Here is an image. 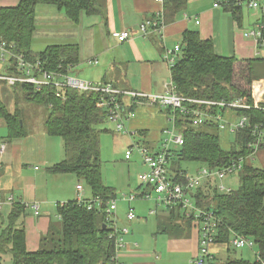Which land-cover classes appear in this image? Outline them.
Listing matches in <instances>:
<instances>
[{
	"label": "trees",
	"instance_id": "1",
	"mask_svg": "<svg viewBox=\"0 0 264 264\" xmlns=\"http://www.w3.org/2000/svg\"><path fill=\"white\" fill-rule=\"evenodd\" d=\"M161 2L162 15L167 23L173 22L187 4V0ZM221 3L233 19L240 22L241 6L237 0H222ZM41 4L62 11L73 24H77L82 15L100 14V4L98 0H18L15 6H0V41L13 45L15 53L22 52L33 61L39 60L46 70L67 74L80 63L78 44H51L41 51L32 48L36 7ZM179 45V55L170 68L171 81L179 95L210 101L241 98L243 103L253 105L252 83L257 77V65L264 63V57L237 59L217 55L212 41L202 39L199 32L192 29L182 32ZM13 91L17 104L21 99L24 106L43 109L45 133L57 136L63 142L65 157L49 166L47 171L74 174L87 184L92 198L101 199V206L88 209L86 201L78 203L76 199L58 203L60 228L55 230L51 223L47 233L40 237L38 247L29 250L23 223L27 208L24 203L13 201L6 222H0V264L5 263L6 256L10 257L9 264H116L113 259L115 241L109 237L111 229L106 226L104 212L116 194L113 188L103 183L99 157L101 130L98 126L107 118L105 103L108 97L98 91L72 88H62L57 95L56 88L50 85L36 89L28 84H18L13 86ZM201 107L207 108L206 105ZM166 111L170 113V109ZM22 112L19 106L9 112L0 101V117L5 120L7 138L10 140L21 139L27 134ZM174 116L184 143L172 151L170 171L173 173L186 171L181 168V161L200 163L198 170L201 167L214 170L227 166L249 152L245 144L252 134L247 128L234 133L232 141L228 142L229 147L224 148L221 145V130L216 122L192 126L186 116L177 111ZM240 116L249 118L248 128L264 123V111L253 107L238 109L233 114L234 119ZM235 176L237 187L226 193L217 190L214 178L203 179L194 190V200L200 208L213 211L218 219L215 244L225 243L229 246L232 232L250 237L255 241L264 262V167L244 163ZM168 213V221L179 218L192 221L179 209ZM180 227L182 231L185 230L181 224L165 222V225H161V232L170 234ZM213 260L210 264L259 263L244 258H227L223 262Z\"/></svg>",
	"mask_w": 264,
	"mask_h": 264
},
{
	"label": "crops",
	"instance_id": "2",
	"mask_svg": "<svg viewBox=\"0 0 264 264\" xmlns=\"http://www.w3.org/2000/svg\"><path fill=\"white\" fill-rule=\"evenodd\" d=\"M215 1L217 0H187L185 9L173 22L167 23L162 15V2L159 0H98L101 12L88 16L85 27L100 28L102 50L96 51L91 45V50L84 52L82 57L80 43H76L79 45L81 61L87 67L94 66L96 69H91V74L81 77L77 69L72 67L67 74L94 84L111 85L123 91L163 94L171 81L170 68L163 59L164 50L178 45L182 32L186 29L197 30L202 39H210L217 55L234 56L237 59L264 57V39L258 43L253 36H248L249 32L257 30L261 25L264 26V12L249 7L243 0H237L241 6L238 22L225 10L222 0H219L218 6H214ZM17 3L18 0H0V6H15ZM151 17L160 19L161 30H151L146 37L139 35L138 24L143 19ZM82 18L81 16L80 21L73 25L62 11L49 5H38L33 50L41 51L51 44H65L51 43L48 40L50 36H56L58 41H61L76 35L77 31L74 28H82L80 23ZM124 30L130 32L131 36L125 41H120L116 34ZM38 37L47 40L38 43L35 40ZM110 41L113 46H110ZM118 66L123 67L119 68L120 75L117 74ZM262 69L264 63L261 62L257 65L255 73L257 77L252 83V97L254 102L259 104L264 103V74L259 75L263 73ZM3 84L7 87L1 89L0 101L9 112H13L18 105L13 87ZM7 88L11 90H6ZM122 102L124 124L129 133L138 134L143 140L137 142L139 145L151 151L156 150L162 138V130L171 123L166 114L157 103L148 100L138 103L125 97ZM130 103L131 105H128ZM9 104L15 106L10 109ZM132 106L134 108L131 110ZM128 112H133L134 116H128ZM33 121L35 126L40 121L38 131L32 129L27 131L23 138L10 140L7 138L5 120L0 117V222H6L13 201L24 203L27 215L23 223L29 250H35L40 237L47 233L52 223V213L58 220L57 204L74 200L75 195L79 194L76 185L81 184L75 183L72 179H67V182L66 179L58 181V176L69 173L47 171L49 166L65 157L63 143L52 139L51 136L47 137L41 117L40 120ZM220 139L222 147L227 148L228 138L222 136ZM154 146L156 148L152 149ZM33 205L38 206V213H35ZM158 211L155 214L148 212L142 217L136 216L133 220L127 219L126 215L118 219L115 215L117 226L129 230L124 236V246L115 253L116 264H184L162 258L159 252L164 249L162 243L169 235L161 232V225H165V222L185 226L183 231L185 237H179L178 240L190 254L197 253L199 237L198 227L194 222L180 218L168 221L169 213ZM151 216H155V219L149 218ZM145 226L147 233L138 234L139 237H136L134 231H140ZM188 233L190 236H187ZM146 241L150 245H146ZM138 242L142 243L144 250H140ZM230 247L232 246L225 243L213 244L211 247L214 254L213 262H223L227 258H243L236 256L233 253L235 250L230 251Z\"/></svg>",
	"mask_w": 264,
	"mask_h": 264
},
{
	"label": "built area",
	"instance_id": "3",
	"mask_svg": "<svg viewBox=\"0 0 264 264\" xmlns=\"http://www.w3.org/2000/svg\"><path fill=\"white\" fill-rule=\"evenodd\" d=\"M162 1V0H159ZM249 7L260 9L264 12V0H243ZM219 1L214 2V6H218ZM162 22L158 18L144 19L137 26V33L146 37L151 30L160 31ZM264 26H260L257 30L249 32L248 36H253L256 41L264 39ZM120 41H125L130 38L131 33L122 31L116 34ZM13 45H9L4 41H0V82L13 87L18 84H28L36 89L45 85L54 86L57 90V95L62 88H72L81 91H98L108 97L106 101V110L108 120L115 123L117 132H126L123 116V99L130 98L134 102L141 103L143 100H148L152 103H157L159 107L170 109L171 115L169 120L172 125L163 130V136L160 140L158 148L154 151H149L146 147L140 146L138 143L135 146L142 157L146 170L138 175V180L141 185H146L147 189H143L140 193L125 196L124 200L128 203V211L126 217L129 220L136 218L131 203L136 198L151 199L152 192L155 193L153 198L155 208L149 211L150 214H155L158 205H161L164 211L181 210L186 217H191L195 226L198 227V251L190 260V264H210L214 259V254L211 249L214 243V237L218 226V219L211 210L202 209L197 206L194 200V190L200 186L203 179L212 177L216 180V187L219 192H229L231 187L229 181L223 183V180L235 175L241 171L244 163H252L256 153L262 150L264 145V123H257L248 128V118L240 116L237 119L233 118V114L238 109H250L251 107L264 111V105L255 103L248 105L243 103L241 98H236L231 101H210L196 98H187L179 95L172 81L167 85V90L163 94H147L138 91H123L116 89L111 85H98L92 82L83 80L78 77L71 76L60 72H52L43 68L39 60L33 61L24 53L13 52ZM180 52V45H175L172 49H165L163 59L171 68L177 59ZM90 61V60H89ZM128 105H131L128 104ZM201 105H206L203 109ZM216 108V109H215ZM218 108V109H217ZM186 116L192 126H200L206 122H216L222 132L234 134L244 129H249L252 138L249 139L245 148L249 151L246 155H241L234 159L230 164L218 169H208L201 167L193 175L185 171L171 172L170 161L173 149L181 146L184 143L182 132L174 127L175 112ZM128 116H133V112H128ZM126 150L125 158L129 159L131 155V147ZM3 149V146L1 150ZM78 203L87 202V208H100L101 199L84 198L82 184L76 185ZM61 204V203H60ZM35 213H38V206L33 205ZM116 204L114 199L110 200L104 208L106 214V226L111 229L109 237H113L115 241L116 251L124 246V236L129 232L126 227H118L114 211ZM229 245L235 248L248 247L252 248L255 241L247 236L231 233ZM255 260L258 264H264L259 252H255ZM114 261L116 257H113ZM103 264H110L108 262Z\"/></svg>",
	"mask_w": 264,
	"mask_h": 264
},
{
	"label": "rangeland",
	"instance_id": "4",
	"mask_svg": "<svg viewBox=\"0 0 264 264\" xmlns=\"http://www.w3.org/2000/svg\"><path fill=\"white\" fill-rule=\"evenodd\" d=\"M45 5V4H41ZM48 6V5H47ZM50 6V5H49ZM53 7V6H50ZM82 20H81V25L82 28L76 29L74 28L75 31H77L76 35L74 34L72 37H67L69 39L61 40L58 41L56 36H50V39L48 40L51 43H80L82 51L81 56L83 57V53L86 51L91 50V45L96 49V51H101L102 50V37H101V32L100 28L96 26L94 28L93 26L90 27H85L86 26V19H88V16H83L82 15ZM90 19V18H89ZM83 23V24H82ZM76 25V24H73ZM87 28V29H86ZM96 29V30H95ZM38 43H43L44 38H36L35 39ZM181 42H179L180 44ZM114 44L110 41V46H113ZM36 46V45H35ZM179 55V53H178ZM117 74L120 75L119 68H122L121 66L117 67ZM74 69H77L76 71L78 72L81 77L87 76L91 74V69H96L93 67L90 68L87 67L83 61H81L80 57V63L74 67ZM262 74H264V69H262ZM74 73V71L72 72ZM3 87L5 86L2 82H0V91ZM10 88H7L6 90H9ZM11 90V89H10ZM19 93V92H18ZM20 97V93L18 94ZM231 101V100H230ZM15 105L9 104V108L12 109ZM22 110V117L24 119L25 123V128L27 131H31L34 129L35 131H38L39 129V123L35 126V122L33 121L34 119L40 120L41 117V122H42V127H43V122L45 119V112L43 109H41L38 106H24V102L19 99L18 105ZM162 109V112L166 114V116L169 114L171 115L172 113H167L165 108L160 107ZM168 109V108H167ZM134 116V113H133ZM131 117V116H130ZM168 120H169V116ZM247 117V116H246ZM248 118V117H247ZM249 121V118H248ZM125 122V118H124ZM169 122H171L169 120ZM33 124V125H32ZM170 124L168 126L170 127ZM249 124V122H248ZM125 125V124H124ZM115 123L108 120V117L106 120L101 123L98 128L101 130L99 134V140H100V161H101V174H102V180L103 183L110 186L111 188L114 189L115 191V204H116V210L114 211V216L116 215L117 218L125 217L127 211H128V203L124 200L125 196L128 195H133L136 193H140L143 189H147L148 187L146 185H141L140 181L138 180V175L146 170V167L143 163L142 157L139 154L138 150L136 149L135 146H132L133 144L135 145L137 142H143V140L140 139L138 134H130L129 129L125 126L126 132H117L114 128ZM174 127L176 130H179L177 128V125L175 123L174 119ZM163 131L161 132V135L163 136ZM222 136L228 138V142H231L233 139V134H229L226 132H220V137ZM47 137H50L47 135ZM52 139H55L56 141H60V143H63L61 138L57 136H51ZM50 139V138H48ZM229 144H227V148ZM130 146L132 151L129 159L125 158V152L126 150L130 149ZM142 146V145H140ZM156 148L155 146L152 147V149ZM149 151H151L149 149ZM252 164L255 166L259 167H264V145L261 151L255 154L254 159L251 160ZM181 168L186 170L188 174H195L198 170V168L201 166L200 163L197 162H192V161H181L180 162ZM40 172H42L40 170ZM61 182L66 179L65 181L67 182V179H72L75 183L80 182L83 186V196L85 198H92L90 188L87 186V184L83 180H78L77 177L73 174H62L58 176ZM70 177V178H67ZM235 180H234V179ZM231 180L229 183L230 187L235 189L238 185L237 177L235 175L228 176L223 180V183H226V181ZM152 197H155V193L152 192ZM77 196L75 195L74 199H76ZM141 199V198H136L132 203L131 206L133 207V211L136 214V216L142 217L146 215L151 209L155 208V201L154 199ZM160 210V211H158ZM156 211L164 212L163 208L161 205L157 206ZM52 223L53 226H55V230L60 228V222L57 220V216L52 213ZM165 214V213H164ZM41 215H43L41 213ZM161 216H159L160 218ZM149 218L155 219V216H151ZM148 218V219H149ZM123 220V219H120ZM138 220V219H137ZM136 220V221H137ZM117 222V221H116ZM120 225V223H119ZM147 226L143 227L142 230L134 231V235L136 234V237H139L138 234L142 233H147L146 231ZM176 229V228H175ZM173 233V234H172ZM187 236H190L188 233ZM179 237H185V234H183L182 227L179 228V230H174L173 232H170L169 235H167V238L164 240L162 243L163 245V250L159 251L161 252L162 258H167L170 260H175L177 262H184V264H190V261L194 255V252L190 254L186 248L182 246L180 241L178 240ZM139 248L140 250H144L142 247V243H139ZM146 245H150L149 242L146 241ZM233 253L236 254V256H241L244 259L248 260H255V252H257L258 247L255 244L252 248L248 247H242V248H235V247H230V251H234ZM160 254V253H158ZM5 263L4 264H9L10 263V257L6 256L5 257ZM189 261V263H188Z\"/></svg>",
	"mask_w": 264,
	"mask_h": 264
}]
</instances>
